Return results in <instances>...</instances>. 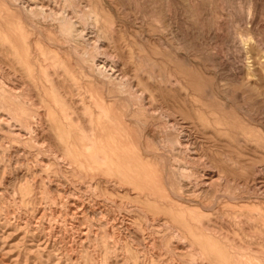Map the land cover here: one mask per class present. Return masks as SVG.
<instances>
[{
  "label": "rangeland",
  "instance_id": "1",
  "mask_svg": "<svg viewBox=\"0 0 264 264\" xmlns=\"http://www.w3.org/2000/svg\"><path fill=\"white\" fill-rule=\"evenodd\" d=\"M25 1L0 0V111L15 109L23 126L40 121L43 131L20 140L0 124V264H264V0H40L35 15ZM96 56L118 62L124 81L90 70ZM3 80L27 103L13 104ZM101 101L153 122L134 134L151 133L154 150H143L163 177L161 195L178 191L175 163L216 169L223 180L175 210L127 209L142 199L85 139ZM181 133L200 159L175 148ZM70 192L90 202L87 214L68 207ZM115 217L128 228L105 225ZM166 221L194 249L175 243Z\"/></svg>",
  "mask_w": 264,
  "mask_h": 264
},
{
  "label": "bare ground",
  "instance_id": "2",
  "mask_svg": "<svg viewBox=\"0 0 264 264\" xmlns=\"http://www.w3.org/2000/svg\"><path fill=\"white\" fill-rule=\"evenodd\" d=\"M43 2V1H42ZM40 2V0H26L24 3V8L26 11L30 12H35V10H40L42 8L45 7V2ZM49 6V5H48ZM51 6V5H50ZM48 8V7H47ZM46 8V9H47ZM45 9V8H44ZM54 8L50 7L49 11H51L52 13H56L57 10H52ZM66 10V9H65ZM81 11V10H80ZM15 12V11H14ZM39 12V11H38ZM25 13V12H24ZM37 13V11L34 13V15ZM59 13V11L57 12ZM56 13V16H58ZM70 13V12H69ZM53 14V15H54ZM31 15H33L31 13ZM42 15V13H41ZM61 15V14H60ZM68 15V14H67ZM44 16V15H42ZM40 16V18L42 17ZM50 17V16H49ZM51 17H53L51 15ZM36 18H38L36 16ZM44 18V17H43ZM46 18V17H45ZM45 18L43 19L45 21ZM54 18V17H53ZM48 19V18H47ZM52 19V18H50ZM55 19V18H54ZM40 19L38 18L37 21H39ZM42 20V19H41ZM42 20V21H43ZM43 21V22H44ZM55 21V20H54ZM40 22V21H39ZM49 22V21H48ZM38 23V22H37ZM41 23V22H40ZM56 23V21L54 22V24ZM45 24V23H44ZM52 24V23H51ZM86 27V25H84ZM88 28V27H87ZM78 29V28H77ZM95 29V28H94ZM84 31H86V29H84ZM81 32V31H80ZM92 32V31H91ZM83 33V31H82ZM28 34V32H27ZM86 35V34H85ZM96 35V34H95ZM59 36V35H58ZM84 37V36H83ZM12 38V37H11ZM89 38V37H88ZM10 39V38H9ZM94 39V38H93ZM90 39H88L89 41ZM11 41V40H10ZM97 41V40H96ZM99 41V40H98ZM12 42V41H11ZM33 42V41H32ZM81 42V41H80ZM17 43V42H16ZM33 44V43H32ZM88 44V43H86ZM20 45V44H19ZM34 45V44H33ZM13 46H15L16 52H21L20 47L16 44H13ZM72 46V45H71ZM23 47V46H22ZM32 47V46H31ZM105 47V46H104ZM41 49V48H40ZM42 50V49H41ZM62 50V49H61ZM30 51V50H28ZM27 52V51H26ZM29 54V53H28ZM42 54V51H41ZM34 55V54H33ZM43 55V54H42ZM41 56V55H39ZM35 57V56H34ZM48 57V56H47ZM98 58V56H96ZM101 57V56H100ZM98 58L95 60V57L91 58L89 61H91L92 59L95 60V62H93L92 64H94V68L95 69H90V70H95L97 74H101L103 75L102 77H107L104 79L108 80L110 79L108 82L111 81H124L125 79V75L122 73V71L119 69V64H116L118 62L110 61L109 59L106 60L103 58ZM34 59V58H33ZM32 59V61H34ZM50 59V58H49ZM47 59V60H49ZM28 60H30L28 58ZM41 60V59H40ZM10 61V60H9ZM40 62V61H39ZM49 62V61H47ZM54 62V61H52ZM92 62V61H91ZM115 62V63H114ZM21 63V62H20ZM35 63V62H34ZM46 63V61H45ZM28 64V63H27ZM16 65V64H15ZM43 65V64H42ZM48 66V65H47ZM51 67V65H50ZM91 67V66H90ZM93 68V67H92ZM14 71V70H13ZM18 72V71H17ZM95 73V72H94ZM93 73V74H94ZM19 74V73H18ZM92 74V71H91ZM31 75V74H30ZM96 75V74H94ZM98 75V76H99ZM19 76V75H18ZM21 76V75H20ZM23 76V75H22ZM91 76V75H90ZM2 77V76H1ZM93 77V75H92ZM3 78V77H2ZM99 78V77H98ZM97 78V79H98ZM101 78V77H100ZM99 78V80H101ZM127 78V77H126ZM20 79V78H19ZM102 79V81L104 80ZM98 80V81H99ZM1 81V79H0ZM101 81V82H102ZM9 82V80H8ZM24 82V81H23ZM105 82V81H104ZM2 83L4 84L5 88L7 89V93L9 96H11L12 99H15V103L13 104H17L18 100H22L24 102H26V97L22 96V95H17L18 91L17 90L19 87H17L15 84H8L7 82H5L4 80L2 81ZM11 83V82H9ZM18 83V82H17ZM115 82H113L112 85H116L114 84ZM22 85V84H21ZM117 87L121 88V86ZM116 87V88H117ZM123 88V87H122ZM22 89V88H20ZM106 89V87H105ZM113 90V89H112ZM24 91V90H23ZM115 91V90H114ZM1 92V91H0ZM3 92V91H2ZM21 92V91H20ZM4 95V94H2ZM119 95V94H117ZM134 95V94H133ZM137 95V94H136ZM140 99V97H138ZM5 99V98H4ZM9 100V99H8ZM30 100V99H29ZM147 100V99H146ZM96 101V100H95ZM119 101V100H118ZM8 103V102H6ZM27 103V102H26ZM20 104V103H19ZM27 105V104H26ZM145 105V104H144ZM16 106V105H15ZM22 106V105H20ZM148 106V105H147ZM11 106L9 105V108ZM18 107V106H17ZM14 108V107H13ZM53 109V108H52ZM120 106L118 102H112V103H108V102H96L94 105V111L97 113V118L96 120H94V122L91 124L90 128V133L87 134V138L90 141V144H92V147L95 148L96 153H95V157L99 158L100 160L102 159L104 162V164L109 165V167L113 166H117L120 167L124 170V172H122L124 174L125 177V183L128 184L129 186V192H134L136 194H138L140 197L136 200H140V199H144L143 201L141 200V202H134V203H129V206L127 207V209H130L132 211H137L139 213H149L150 208L157 206L158 204H167L169 205V210L170 209H174V206L177 205L176 203H182V202H186V203H190L193 200V198L191 197V194H195L193 196H198V197H204L205 195L207 196L208 194H210L212 191V185L216 182H220L221 180H223L224 176L221 175L220 173H217V171L215 172V170H206L204 167H202L199 164H194L192 165V169H190V165H185L182 163L179 164H173L174 167L173 169L181 174H184V178L183 176L179 178V188L178 191H169L166 194H160L157 192V188H159L162 183L163 177L157 175L158 173L152 168L153 167V163L150 159L146 158L147 156V152L145 151H153L154 147H153V140L151 138V133L148 132L144 137L138 136V134H134V128H137L138 126H146L144 129L147 131L149 130L151 127V125L153 124L152 121L149 122L147 121V124H145L144 121L141 120V118H137L135 112L134 111V107L130 106V111L128 112V114L124 115L122 112V110H120ZM137 109V108H136ZM9 110V109H8ZM7 110V111H8ZM13 110V109H12ZM12 110L10 112H3L0 111V124L5 125V127L11 131V134L13 135L14 138L16 139H20V140H25L27 137H35L32 136V134H30L29 136L27 134L29 133H35V135H39L42 133L43 129H42V125L41 122L39 121L35 126L30 127V125L26 124V127L23 126L22 122H21V117L17 116L16 111L15 113L12 112ZM15 110V109H14ZM13 110V111H14ZM24 110V109H22ZM5 111V110H4ZM25 111V110H24ZM59 111V110H58ZM57 111V112H58ZM12 112V113H11ZM18 112V110H17ZM14 113V114H13ZM59 113V112H58ZM25 114V113H24ZM43 114V113H42ZM53 114V113H52ZM29 115V114H27ZM62 115V114H60ZM72 115V114H71ZM129 115H131V117H129ZM23 116V115H20ZM27 117V116H26ZM63 117V116H62ZM71 117V116H70ZM152 117V116H150ZM166 117V116H165ZM29 118V117H28ZM42 118V117H41ZM64 118V117H63ZM74 118V117H73ZM25 119V118H24ZM38 119V117H37ZM43 119V118H42ZM72 119V117H71ZM75 120V119H73ZM28 122V120H26ZM25 121V122H26ZM62 121V120H61ZM168 121V119H167ZM166 121V122H167ZM56 122V121H54ZM172 122V121H171ZM24 123V122H23ZM168 123V122H167ZM170 123V122H169ZM32 124V122H31ZM35 124V123H34ZM33 124V125H34ZM169 125H172V123H170ZM177 125V123H176ZM158 126V125H157ZM80 127V126H79ZM155 127V126H154ZM159 127V126H158ZM169 127V126H168ZM64 128V127H63ZM163 128V127H162ZM161 128V129H162ZM176 128V126H175ZM74 129V128H73ZM128 129V130H127ZM142 129V128H141ZM186 129V128H185ZM159 130V129H158ZM177 130V129H175ZM181 130V129H180ZM189 130V129H188ZM128 131V132H127ZM140 131V130H139ZM183 131V130H182ZM185 131V130H184ZM163 132V130H162ZM165 132V130H164ZM180 132V131H179ZM189 132V131H188ZM249 132V131H248ZM153 133V132H152ZM166 133V132H165ZM125 134V135H124ZM181 138L178 139V143H177V148L178 151H182L185 152L186 154V158L189 160H192L195 162V160L200 159L199 158V152L197 149V143L194 141L193 138H191V135L189 134H183L181 133ZM34 135V134H33ZM198 135V134H197ZM162 138V137H161ZM168 138V137H167ZM165 138V139H167ZM38 140V139H37ZM164 140V139H163ZM8 141V140H7ZM35 141L36 144H38L40 141H36L33 140V142ZM88 141V142H89ZM158 141V139H157ZM156 141V142H157ZM162 141V140H161ZM170 141V140H168ZM163 142V141H162ZM78 143V142H77ZM166 143V141L164 142ZM79 144V143H78ZM147 146V148L145 149V151L143 150V146ZM158 144V143H157ZM41 145V144H40ZM39 145V146H40ZM165 145V144H163ZM170 145V144H169ZM71 146V145H70ZM161 145H159L160 147ZM168 146V145H167ZM171 146V145H170ZM169 146V147H170ZM41 147V146H40ZM53 147V146H52ZM163 147V146H162ZM167 147V148H169ZM173 147V146H172ZM50 148V147H49ZM78 149V148H77ZM83 149V148H82ZM158 151V149H156ZM164 150V149H161ZM166 150V149H165ZM164 150V151H165ZM168 150V149H167ZM173 150V149H172ZM176 149H174L175 151ZM83 151V150H82ZM171 151V150H168ZM53 154V153H52ZM55 155V154H53ZM184 155V154H183ZM56 156L58 157V153L56 154ZM173 156V155H172ZM185 156V155H184ZM14 157V156H13ZM61 157V155H60ZM59 157V158H60ZM94 157V156H93ZM54 158V157H53ZM62 158V157H61ZM64 159V157H63ZM62 159V160H63ZM202 159V157H201ZM48 160V158H47ZM61 160V159H60ZM66 160V159H65ZM179 160V159H178ZM40 162H42L44 165H47L46 160L40 159ZM59 161V160H58ZM64 161V160H63ZM175 161V160H174ZM205 161V160H204ZM56 162V161H55ZM62 162V161H61ZM60 162V163H61ZM65 162V161H64ZM62 162V163H64ZM59 163V162H58ZM70 163V162H69ZM67 163V165L69 164ZM42 164V165H43ZM65 164V163H64ZM71 164V163H70ZM172 164V163H171ZM49 166V165H48ZM71 169L74 168V165H69ZM210 166V165H209ZM69 168V167H68ZM69 168V169H70ZM80 169V167H78ZM68 169V170H69ZM172 170V168H170ZM212 169V168H211ZM25 170V169H24ZM169 170V169H168ZM171 170H169L171 172ZM77 171V170H75ZM74 171V172H75ZM37 172V171H36ZM84 172V171H82ZM114 172V171H113ZM109 173V172H108ZM178 173V174H179ZM79 174V173H78ZM85 174V173H84ZM164 174V173H163ZM174 174V173H172ZM177 174V175H178ZM64 175L65 178H68V176ZM198 175L201 176V179L196 178ZM60 176V175H59ZM58 176V177H59ZM110 176V175H109ZM164 176V175H163ZM170 176V175H169ZM173 176V175H172ZM176 176V173H175ZM171 177V176H170ZM169 177V178H170ZM173 178V177H172ZM171 178V180H172ZM178 178V177H177ZM19 179V178H18ZM168 179V178H167ZM166 179V180H167ZM7 180V179H6ZM124 182V181H123ZM169 183V181H167ZM174 182V180H173ZM167 183V184H168ZM178 184H176L178 186ZM66 185V184H65ZM171 185V184H170ZM173 185V184H172ZM68 186V185H67ZM175 186V185H174ZM173 186V187H174ZM66 187V186H64ZM87 187V188H86ZM85 188L87 190H91L93 189L92 185L90 186H86ZM69 188V187H68ZM172 188V187H170ZM70 190L65 189V193H68ZM84 191V190H83ZM82 192V191H81ZM71 193V192H70ZM72 196H70L67 200L68 202V207L69 206H74V207H79V212L81 213L80 216H84L86 213V211H88V209L90 208V202H86L85 198H83V195L81 194H76L71 193ZM70 194V195H71ZM68 195V194H67ZM98 198V197H97ZM101 198V197H100ZM95 199V198H94ZM197 199V198H195ZM62 200V199H61ZM199 200V199H198ZM202 200V199H201ZM12 201V200H11ZM66 202V203H67ZM124 202V201H123ZM196 202V201H195ZM203 202V201H202ZM180 203V204H181ZM231 203V202H230ZM99 202L95 201V204L93 206V208L91 209H95L99 210ZM183 204V203H182ZM185 204V203H184ZM151 206V207H149ZM179 206V205H177ZM21 207V205H20ZM66 207V205H65ZM64 207V208H65ZM73 207V209H74ZM157 208V207H156ZM201 208V207H200ZM69 210V209H68ZM175 210V209H174ZM171 210V211H174ZM95 211V210H93ZM205 211V210H204ZM90 212V210H89ZM95 213V212H94ZM157 213V211H156ZM101 214V213H100ZM74 215V214H73ZM104 217V216H103ZM112 217V216H111ZM158 216H153L152 221L153 222H157ZM160 217V216H159ZM106 218V217H105ZM173 218V222L176 220L174 217ZM151 219V218H150ZM125 220V219H124ZM104 223L107 227L112 228L113 226H118V227H127L128 225L122 221L120 218L115 217L112 222L109 219H105ZM103 224V223H102ZM160 224V223H159ZM54 225V224H53ZM165 226H169L171 228V230H173L174 232V237H175V243H177L178 245H182L184 247V249L190 250V249H194V246H190L189 247V243L186 241V239L183 237V234L181 233V230H176L175 227L172 225V223H170V221H166L164 223ZM103 226V225H102ZM133 226V225H132ZM159 226V225H158ZM64 227V226H63ZM136 227V226H135ZM55 228V227H54ZM104 228V227H103ZM160 229V228H159ZM64 230V229H63ZM77 231V230H76ZM87 231V230H86ZM82 233V235L86 236L87 232ZM66 232V231H65ZM111 232V231H110ZM73 233V232H72ZM51 234V233H50ZM127 234V233H126ZM74 235V234H73ZM84 236V237H85ZM117 238L120 240V238L122 237V233L117 231L116 234ZM147 236V235H146ZM77 237V236H76ZM117 239V240H118ZM51 242V241H50ZM76 242V241H75ZM151 245V244H150ZM80 246V245H79ZM200 248V247H199ZM155 253V252H154ZM244 254V253H243Z\"/></svg>",
  "mask_w": 264,
  "mask_h": 264
}]
</instances>
